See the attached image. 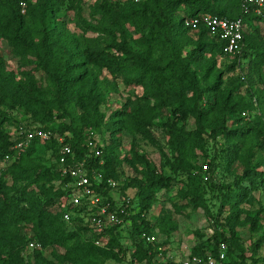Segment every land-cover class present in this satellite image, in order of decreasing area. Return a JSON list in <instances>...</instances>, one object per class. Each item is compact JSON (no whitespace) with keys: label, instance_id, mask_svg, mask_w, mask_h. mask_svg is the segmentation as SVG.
Instances as JSON below:
<instances>
[{"label":"trees","instance_id":"1","mask_svg":"<svg viewBox=\"0 0 264 264\" xmlns=\"http://www.w3.org/2000/svg\"><path fill=\"white\" fill-rule=\"evenodd\" d=\"M30 1L0 0V41L27 68L17 79L0 57V160L12 156L5 168L9 181L0 176V240L18 237L22 228L29 229L34 240L18 237L9 255L0 257V264H103L105 260L151 264L159 254L166 257V240L160 241L154 230L164 232L161 222L151 223L147 214L157 194L170 190L174 183L181 185L176 196L185 202L182 209L209 212L204 187L212 185L224 191V205L230 212L224 223L216 220L220 229L206 239L201 237L189 256L216 257L224 245L226 264H258L255 253L245 257L235 231L248 193L256 189V182L264 184V40L260 28L252 25L260 24L259 19L243 15L244 0H96L88 6L87 16L85 0ZM21 3L26 7L23 14ZM206 14L243 18L240 51L226 55L224 43L206 29L191 30L183 24ZM245 25L249 30L252 26L248 35ZM220 66L223 71L217 72ZM245 68L247 73L242 74ZM37 73L47 85L36 79ZM224 73H237L238 83L222 89ZM119 85L142 88L144 105L127 99L106 118L100 111L103 98L108 92L117 93ZM164 113L166 121L158 126L164 128L172 153L166 164L173 176L182 179L147 170L143 179L125 180L116 192L130 198L129 215L104 235L88 229L81 216L86 215L83 207L75 210L77 216L70 222L63 221L69 179L58 170L56 139H34L24 153L16 155L10 151L12 133L4 128L26 125L63 137L76 160L86 158L105 180H116L118 165L145 166L146 161L135 152L120 160L116 142L111 139V146L102 147L97 134L114 137L125 130L144 135ZM18 114L24 117L22 121L16 118ZM189 120L193 130H187ZM90 131L102 152L97 158L85 146ZM216 140L225 147L229 168L238 159L244 162L242 175L232 185L214 184L217 155L204 153L205 171L187 158L188 152H205ZM46 152L51 156L49 165L33 161ZM245 182L248 187L242 185ZM100 192L111 197L107 187ZM245 220L254 230L257 218ZM144 236H154L156 242L148 243ZM96 239L104 245L96 246ZM263 240L264 235L254 249ZM30 243L40 248L29 249ZM49 250L51 258L45 256Z\"/></svg>","mask_w":264,"mask_h":264},{"label":"rangeland","instance_id":"2","mask_svg":"<svg viewBox=\"0 0 264 264\" xmlns=\"http://www.w3.org/2000/svg\"><path fill=\"white\" fill-rule=\"evenodd\" d=\"M35 1L36 0H32L30 2L33 4ZM95 1L96 0H85V16L88 14V6L92 5ZM25 8L22 9V14L25 12ZM252 25H257L264 34L262 24L252 23ZM68 27L73 29L72 25H69ZM251 28L250 30L248 29V31L246 30L245 35L251 33ZM0 57L5 61L7 71L14 72L17 79L20 77L19 73L27 69L18 62L16 56L11 54V49L7 46L6 42L2 40L0 41ZM243 63L247 62L245 61ZM221 71H223V67H217V72ZM237 73L223 74L222 89H230L238 83L236 79ZM246 73L247 69L245 68L242 74ZM262 73L264 78V69ZM42 76L43 75H40V73H37L36 79L45 86L47 85L46 80L45 78H41ZM260 86L261 85L258 84L256 85V87ZM143 95L144 90L140 87L125 88L123 85H119L117 93H106L103 98V103L100 106V111L106 118H108L115 111L119 110L122 105L126 103L127 99H131L132 101L136 100L138 103L144 105V101L142 100ZM167 116L168 115L165 113L158 115V118L153 122V126L149 127L144 135L125 130L114 137L109 136V134L106 133L97 134V142L102 147H106L107 145L111 146V139L116 142L117 148L115 149V153L120 160L132 157L131 153L135 152L138 157H142L146 161L145 166H142L139 163L135 165L133 164L134 166H129L126 163L118 165L116 167V180L110 179L117 185V187L121 186L127 179L135 177L143 179L144 176L142 173L147 170L161 173L165 177H174L176 181L182 179L180 176H173L166 164L167 160L170 161L172 159V153L168 147V136L164 128L158 125L165 122ZM16 118L21 121L24 119L20 114H18ZM24 123L25 122H23V124ZM7 126L10 125L4 126L5 131H10L12 133L15 130V126L12 125L9 127V130ZM186 127L187 130H193V121L189 120ZM237 128L240 129L241 126H238ZM222 145L223 144L220 140L210 142L205 152L194 150L187 153V158L196 168H199L204 165V153H209L211 156L217 155V158H219V168L214 177V184L227 186L234 183L235 177H240L242 175L244 162H242L241 159H238L229 168L226 160V152L223 151L225 147ZM243 154L245 153L243 152ZM50 157V154L46 152L43 155H37L33 161L40 162L43 165H49L51 162ZM5 168L6 165L0 160V176H2L4 180L6 179L9 181L8 177L5 175ZM256 183V189L248 193L246 202L240 206L243 213L239 215L238 223L241 224L236 225L235 231L238 235L240 249L245 257L248 258L255 253L254 257L257 263L264 264V240L260 243L258 249H254L255 243H257L258 239L264 235V184ZM242 185L248 187L246 182ZM180 186L179 183H174L170 190H161L156 196L157 201L153 204L151 212L147 214V219L150 220L151 223L161 222L164 232L159 228L154 230L158 233L160 241L166 240V246L164 248L166 251V257H172L174 261L189 256L192 248L199 243L201 237L206 239L212 235L215 229L219 228L216 220L220 223H224L230 215L228 206L224 205V191L221 189L218 190L212 185H206L204 187V201L209 212L206 213L202 209H182L181 206L184 205L185 202L181 201L178 195L176 196ZM128 192L129 196L133 195L131 190ZM113 194L117 195V192H113ZM246 218L250 220L257 218L254 230L252 229L250 222L245 220ZM18 237L34 240L32 232L26 228L19 230ZM18 237H14L12 240H0L1 258H6L15 248ZM45 256L51 258L50 250L45 252ZM103 264H112V262L105 260L103 261Z\"/></svg>","mask_w":264,"mask_h":264},{"label":"built area","instance_id":"3","mask_svg":"<svg viewBox=\"0 0 264 264\" xmlns=\"http://www.w3.org/2000/svg\"><path fill=\"white\" fill-rule=\"evenodd\" d=\"M21 7L24 9L25 3H21ZM242 11L243 15L252 14L258 18L264 30V0H244ZM183 24L191 30H197L201 27L206 29L211 37L224 43L223 53L226 55L237 53L243 46V18L228 20L206 14L186 19ZM53 138L56 139L59 145L57 155L58 170L62 178L69 179L66 184L69 190V197L63 213V221L70 222L74 216H77L75 210L83 207L86 215L83 214L81 216L88 229L96 235H104L108 229L123 224L124 218L129 215L130 198H124L118 193L117 195L113 194V192H116L117 185L110 179L105 180L100 171L88 165L86 158L76 160L72 148L65 143L63 137L54 136L50 131H44L41 128L29 129L26 128V125H20L12 132L10 151L20 155L25 152L34 139H38L41 142H49ZM94 140V132L90 131L85 141V146L94 155L93 157L97 158L101 156L102 152L97 148ZM261 148L264 152V135L261 138ZM11 159L12 156L7 155L2 160V163L7 165L11 162ZM206 169L203 166V170L205 171ZM103 187L111 190V197L108 198L101 194L100 189H104ZM145 241L153 243L156 242V238L154 236H146ZM94 244L98 247L104 245L99 239H96ZM35 248H40V245L36 243L29 244V249ZM226 250L227 248L221 245L216 257L210 254L204 259L187 256L177 261H174L172 257H163L159 254L151 264H226ZM128 264L139 263L136 260H132Z\"/></svg>","mask_w":264,"mask_h":264},{"label":"crops","instance_id":"4","mask_svg":"<svg viewBox=\"0 0 264 264\" xmlns=\"http://www.w3.org/2000/svg\"><path fill=\"white\" fill-rule=\"evenodd\" d=\"M247 27H248V26H247V25H245V32H246V30L248 31Z\"/></svg>","mask_w":264,"mask_h":264}]
</instances>
